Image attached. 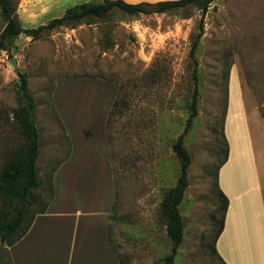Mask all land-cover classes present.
Wrapping results in <instances>:
<instances>
[{"label":"rangeland","instance_id":"374dc122","mask_svg":"<svg viewBox=\"0 0 264 264\" xmlns=\"http://www.w3.org/2000/svg\"><path fill=\"white\" fill-rule=\"evenodd\" d=\"M11 1L24 29L82 3L65 0L43 16L34 5ZM3 29L0 19V36ZM22 74L40 136L35 211L48 202V182L75 145L76 158L100 163L91 175H101L102 195L112 199L110 263L161 264L173 247L160 204L178 178L172 145L183 134L191 163L174 264H223L213 252L222 217L219 178L257 175L264 188V0H214L204 13L195 6L135 17L114 10L39 40L21 34L0 52V169L21 143L11 112ZM195 86L197 116L184 133ZM225 149L229 164L218 170ZM56 181L60 192L58 175ZM77 195L72 205L80 208Z\"/></svg>","mask_w":264,"mask_h":264},{"label":"crops","instance_id":"0c3cea01","mask_svg":"<svg viewBox=\"0 0 264 264\" xmlns=\"http://www.w3.org/2000/svg\"><path fill=\"white\" fill-rule=\"evenodd\" d=\"M22 1L38 7L43 16L65 2ZM78 1L84 4L103 0ZM122 1L135 5L178 0ZM73 148L70 160L52 175L54 197L46 211L34 218L27 233L14 245L0 242V264H111L107 222L112 199L102 195L101 175H91V166L98 161L76 158V146ZM57 175L61 181L60 192L55 187ZM91 178L96 182L89 190ZM79 180L84 183L82 188H78ZM219 186L228 207L223 230L215 242L216 255L224 264H264V188L258 176L228 174L219 178ZM77 193L83 200L80 208L72 205Z\"/></svg>","mask_w":264,"mask_h":264},{"label":"trees","instance_id":"16d2710c","mask_svg":"<svg viewBox=\"0 0 264 264\" xmlns=\"http://www.w3.org/2000/svg\"><path fill=\"white\" fill-rule=\"evenodd\" d=\"M213 1L178 0L132 5L122 0H103L100 3H84L73 6L67 9L63 16L49 21L46 25L24 29L20 25L16 6L13 2L11 0H0V19L4 23V29L0 36V52L7 51L21 34L30 37L32 40H39L57 28L73 29L76 25L87 20L103 19L114 10L120 11L129 17H135L138 15L164 14L175 9L195 6L204 13ZM202 32L203 25L201 21L199 33L192 43L191 56L195 52ZM197 102L198 91L197 86H195L188 106L189 116L185 123L184 133L187 132L193 119L197 116ZM34 108L32 96L28 91L27 79L23 74L19 75L18 106L12 110L11 115L21 137V143L10 151L4 166L0 169V242L6 246L14 245L27 233L34 218L46 211L53 198L51 177L48 182V202L46 201L42 209L35 211L34 207L39 201L36 191L41 189V182L39 181V172L36 165L39 155L40 136L35 126ZM183 138V134L180 135L172 145V151L179 163L178 178L174 187L165 194L160 204L166 235L173 247L172 253L164 257L161 264H174L175 250L183 240V222L179 207L188 187V168L191 163L190 155L183 145ZM227 153L228 150L225 149V156L218 170L227 162ZM219 194L222 217L213 240L214 254H216L215 242L223 230L224 218L228 207L227 198L221 191H219Z\"/></svg>","mask_w":264,"mask_h":264},{"label":"water","instance_id":"95a60500","mask_svg":"<svg viewBox=\"0 0 264 264\" xmlns=\"http://www.w3.org/2000/svg\"><path fill=\"white\" fill-rule=\"evenodd\" d=\"M10 64H11V66L14 68V70L16 71V64H15V61L12 60V61L10 62Z\"/></svg>","mask_w":264,"mask_h":264}]
</instances>
